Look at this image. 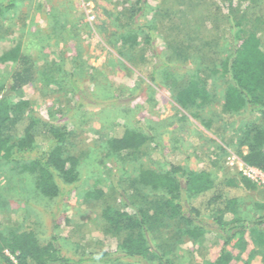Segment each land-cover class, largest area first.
Masks as SVG:
<instances>
[{"label": "rangeland", "instance_id": "obj_1", "mask_svg": "<svg viewBox=\"0 0 264 264\" xmlns=\"http://www.w3.org/2000/svg\"><path fill=\"white\" fill-rule=\"evenodd\" d=\"M7 1L0 0V5ZM134 1L13 0V8L0 16V54L20 45L34 72V82L11 94L10 100L25 101L34 117L64 126L68 133L64 152L79 162L77 183L64 186V193L50 200L39 194L33 176L22 172L20 164L0 160L3 237L10 232H32L40 245L55 240L74 259L113 251L115 240L103 235L104 206L123 210L139 170L165 173L172 165L185 172L207 170L212 178H248L256 188L242 196L237 216L248 221L264 214L259 208L264 205V173L244 165L236 155L249 124L261 123L260 115L242 110L228 118L223 111L224 80L209 79L208 73L209 85L215 90L210 104L184 109L174 98L180 81L193 73L198 59L204 57L211 63L225 50L221 41L212 43L211 39L212 33L225 31L223 24L219 31L214 27L223 15L219 5L212 6L211 0H148L140 21L157 26L153 45L158 58H152L144 45L122 57L113 33L123 29L120 16ZM259 10L264 12V1ZM221 11L226 13L225 7ZM204 44L208 52L197 54ZM142 55L148 66L156 62L159 67L154 81L137 70ZM162 62L165 65L160 69ZM12 69L10 64L0 65V82L6 81ZM70 80L76 90L69 86ZM207 120L219 130L205 128ZM125 128L147 133L151 141L137 151L109 154L106 141L114 131ZM95 190L103 192L99 200L86 198V192ZM141 192L152 195L148 189ZM165 224L153 241L169 264H203L218 256L220 231L212 234L208 246L199 248L178 238L180 227L175 221ZM246 240L244 252L231 248L239 256L232 264H263L258 254L248 259L254 249L247 236Z\"/></svg>", "mask_w": 264, "mask_h": 264}, {"label": "trees", "instance_id": "obj_2", "mask_svg": "<svg viewBox=\"0 0 264 264\" xmlns=\"http://www.w3.org/2000/svg\"><path fill=\"white\" fill-rule=\"evenodd\" d=\"M147 1L135 0L120 16L123 29L113 33V38L122 57L126 51L144 45L152 58H158L153 45L157 26L140 21ZM211 1L212 6L219 5L220 9H217L223 14L219 23L214 22V27L219 31L220 24H223L225 28L219 35L212 33V43L221 41L225 50L218 60L213 58L211 63L204 57H197L199 62L193 73L180 81L174 98L184 109L203 108L215 97V90L209 85L210 77L223 79L225 115L232 118L247 110L261 117V123L253 121L249 124L236 155L244 165L264 173V12L259 10L264 0ZM224 7L226 13L221 11ZM11 8L13 0L2 3L0 16ZM188 41L191 43V39ZM190 48L185 47L184 50ZM206 48L205 44L200 46L197 54L208 52L209 48ZM22 50L20 45H15L0 54V65L13 66L6 81L0 82V160L20 164L22 172L33 176L39 194L53 200L64 193V186L71 187L77 183L79 162L64 152L68 137L64 126L34 117L27 111L25 101L14 103L10 100L11 94L34 82L30 58ZM159 65L162 69L165 64ZM157 66L156 62L148 66L142 55L137 70L154 81ZM69 86L76 90L73 81L70 80ZM203 125L209 130L218 126L212 120L203 122ZM218 130L219 127L212 131ZM149 141L151 137L147 133L120 129L106 141V150L109 154L120 155L137 151ZM130 186L133 188L127 198L129 203H124L123 210L105 205L101 211L103 235L115 240V250H100L74 259L62 252L55 240L40 245L32 232H10L6 237L0 235V263L114 264L129 260L142 264H169L159 245L154 244L153 235L167 227L166 221H175L180 227L178 238L191 241L199 248L208 246L213 240L212 234L220 231L222 245L218 256L214 261L203 264L238 261L239 256H234L231 248L244 252L248 246L246 236L254 249L248 259L258 254L264 264V214L248 221L237 216L242 196L256 188L248 178H212L207 170L185 172L172 165L165 173L141 169ZM144 189L150 190L152 195H144L141 192ZM85 196L96 201L103 192L89 191ZM127 208L131 211L124 210ZM259 208L264 211V205Z\"/></svg>", "mask_w": 264, "mask_h": 264}]
</instances>
